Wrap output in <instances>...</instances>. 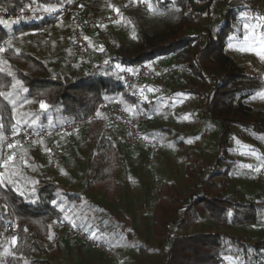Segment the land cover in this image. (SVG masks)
Listing matches in <instances>:
<instances>
[{
    "label": "trees",
    "instance_id": "trees-1",
    "mask_svg": "<svg viewBox=\"0 0 264 264\" xmlns=\"http://www.w3.org/2000/svg\"><path fill=\"white\" fill-rule=\"evenodd\" d=\"M115 1L88 0L86 12L103 14ZM194 1L201 5L208 0ZM65 2L36 0L35 4L58 9ZM26 3L0 0V8L14 11ZM158 7L181 11L176 19L167 20L165 32H140L133 43H119L110 56L100 50V34L87 32L91 49L82 57L72 45L69 21L26 35L21 30L39 26L41 20L0 23V144L18 124L40 127L89 119L73 133L54 137L68 149L56 165L33 144L11 149V159L0 172V264H117L108 253L78 240L48 244L61 230L57 217L115 245L123 264H260L264 259V180L256 178V169L264 166V148L256 146L259 156L250 164L228 161L220 151L221 143L235 135L234 128L241 140L244 131L257 143L264 140V113L255 114L246 102L260 88L261 76L247 72L227 51L239 29L240 15L264 14V0H213L203 11L192 0H159ZM170 50H181L180 57L188 60L197 78L179 89L209 107L212 117L206 119L207 125L218 122L220 141L214 144L216 152L206 153L205 158L199 156L204 154L200 147L188 144L181 131L170 126L174 124L170 105L161 108L159 100L129 93L113 65L118 59L136 69ZM105 100L125 104L133 116L143 115L139 128L160 141V154L165 146L161 140L174 144L170 136L177 135L176 142L184 144L183 152H176L178 159H164L159 176L143 147L124 143L116 155L113 123L102 124L101 112L98 119H90ZM88 148L90 161L83 166V151ZM125 155L134 160L132 168L137 171L136 203L148 208L140 211L141 229H136L134 218L129 223L122 209L114 206L122 185L117 170L122 167L112 160ZM82 181L86 188L104 190L106 199L111 195V203L89 200L82 192ZM12 216L18 218L13 247L5 228Z\"/></svg>",
    "mask_w": 264,
    "mask_h": 264
},
{
    "label": "built area",
    "instance_id": "built-area-1",
    "mask_svg": "<svg viewBox=\"0 0 264 264\" xmlns=\"http://www.w3.org/2000/svg\"><path fill=\"white\" fill-rule=\"evenodd\" d=\"M36 0H27V3L18 9L11 11L6 8H0V21L9 23L22 22L32 18L41 20L39 26L32 28H23L22 35L30 31H47L50 28L58 27L69 21V34L72 39L73 47L84 57L91 49V43L87 32L99 33L102 36L101 45L104 52L115 51L119 48L117 29L114 27L121 21L124 13L117 9L96 14L95 12H86V2L88 0H66V2L53 11H45L38 8ZM159 0H153V9L149 10V0H127L128 9H137L143 13L154 14V16H163L166 12L160 11L158 7ZM152 6V4H151ZM127 9V11H128ZM181 50H170L157 54L148 60L142 62L136 69H131L122 65L118 59L113 60L114 68L121 78L126 90L137 98L142 96L148 90L167 93L170 88L176 86V79L183 76L187 70V60L182 59ZM191 72V71H190ZM192 73V72H191ZM186 96L182 97V103L188 102ZM99 112L92 114L90 119L96 120L100 112L104 113L101 118L102 124L113 123L119 138L127 146L143 147L150 152L149 164L155 165L156 155L162 150V144L155 138H150L141 132L139 125L143 121V115L133 116L125 104L121 102L102 101L99 106ZM212 117L207 105L202 107L201 113L194 114V124L200 131L199 138L206 142L210 136L209 125L205 123L207 118ZM89 119H72L62 124L53 126L33 127L29 124H18L8 133H6L0 144V172H3L5 161L10 156L11 149L16 145L33 144L41 152L42 157L52 165H56L58 158L67 154V145L65 143L57 144L54 137L62 134H71L87 124ZM12 145V147H9ZM256 178L264 180V166L256 169ZM61 230L55 237L48 240V244L55 245L60 239L78 240L90 248L108 253L110 256L114 253V247L94 236L91 232L62 218H55ZM18 218L10 217L5 222L6 232L13 247L16 243L18 232ZM260 264H264V259Z\"/></svg>",
    "mask_w": 264,
    "mask_h": 264
},
{
    "label": "rangeland",
    "instance_id": "rangeland-1",
    "mask_svg": "<svg viewBox=\"0 0 264 264\" xmlns=\"http://www.w3.org/2000/svg\"><path fill=\"white\" fill-rule=\"evenodd\" d=\"M150 2L153 9V1L150 0ZM128 8L129 3H127V0H116L111 3V6L107 11L109 12L114 9H119L124 13L121 21L114 27L118 30L116 36L119 43H133L140 32H149L151 34L160 31L165 32L167 22H169L171 18L176 19L178 12L181 11V8L175 9V12L173 9H168L163 16H154V14H147L137 9ZM240 16L239 29L231 38L227 46V51L247 72L256 73L261 76L260 88L249 96L246 99V102L253 107L255 114H262L264 113V96H261V94L264 93V55H261V53H264V14L246 11ZM241 31L244 33L243 35L240 34ZM98 40L100 43V50L102 48L101 51L103 54L110 56L112 51L110 50L108 51L109 53H105L104 47L101 45V42L103 41L101 34L99 35ZM187 67L186 73L176 79V86L170 88L167 93L148 90L142 96V99L150 100L151 102L159 100L161 108L165 105H170L171 110L169 113L171 118L174 119V124H170V126L179 129L188 144V141L191 140V144L200 147L204 154H201L200 152L199 156L205 158L206 153L214 154L216 152L214 144H218L220 141L219 130L216 126L218 122L215 120L212 123H209L210 136L206 142H202L199 138V131L194 124V114L197 111L198 113H201L203 105L200 106L198 100L191 94L188 95L182 93L179 89L181 84L182 86L193 84L197 80L195 74L189 69L188 60ZM184 96L189 100L185 104H181L182 97ZM164 124L169 123L165 122ZM192 132L195 133L192 134ZM234 134L235 135L230 139L221 143L220 151L228 158V161L231 159L234 160V162H237V164H244L245 162H249L250 164L257 160L259 156V147L264 148V140H259L260 142L257 143L258 141L254 137L246 134L245 131L242 134L243 140H241L239 139L238 128H234ZM176 137L177 135L170 136V139L173 140L174 144H167L168 142L166 139L161 140L165 146L161 154L159 153L157 155L158 157L156 156L157 158L154 165L155 171L159 176L162 173L163 160L167 159V157L170 159L172 158V160H177L178 157H176V152L179 150L183 152L184 144L177 143L175 140ZM257 145L259 146L258 148L256 147ZM133 151L138 150L135 149ZM69 165H71V163H69ZM139 205H141V203ZM139 209L142 213V211L147 210L148 208L142 204ZM137 225L139 226V223H137ZM112 246L114 247V253L111 257L116 260L117 264H123L122 260L117 256L116 246Z\"/></svg>",
    "mask_w": 264,
    "mask_h": 264
},
{
    "label": "crops",
    "instance_id": "crops-1",
    "mask_svg": "<svg viewBox=\"0 0 264 264\" xmlns=\"http://www.w3.org/2000/svg\"><path fill=\"white\" fill-rule=\"evenodd\" d=\"M116 139V143L117 145H114V150L116 149V155H119V153L121 152L120 149L123 148L125 146V144L123 143V141L119 138H116L114 135V140ZM119 139V140H118ZM83 140L82 139V147H83ZM85 152V153H84ZM89 148L87 150L83 151V155L84 158H82V165L85 166L88 164V162L90 161V159L88 158L89 156ZM82 155V156H83ZM112 162L115 165H118L119 167L121 166L122 168L117 170V175L116 177L118 178V181L120 182V188L117 190L118 195H120L119 201L114 203V206L119 207L122 209L121 214L124 216L123 218H126V220L130 223H132V221H130V218H134L133 219V224L136 225V229H141L142 228V223L141 220L139 219V214H140V205L137 202V199L139 197V188L134 185V180L138 178V176L136 175L137 171L135 169H133L132 167H134V160H132L129 156L123 157V158H116L113 159ZM91 175V174H90ZM90 175L88 177H90ZM86 186L84 184V182L82 181V192L83 194L89 198V200H103L105 199L106 203H111L110 200L112 199H108L111 197V195L108 196V198H105V194L106 192L100 191L98 188L93 189L91 186H89L88 188L84 187ZM140 187V186H139ZM125 204L129 205L130 207L128 210H123L125 206ZM138 204V205H137ZM137 223H139V226L137 225ZM138 226V227H137ZM89 227V225H88Z\"/></svg>",
    "mask_w": 264,
    "mask_h": 264
},
{
    "label": "snow or ice",
    "instance_id": "snow-or-ice-1",
    "mask_svg": "<svg viewBox=\"0 0 264 264\" xmlns=\"http://www.w3.org/2000/svg\"><path fill=\"white\" fill-rule=\"evenodd\" d=\"M148 6H149V10H151L152 6H151L150 3H149ZM44 10H45V11H53L54 9H52V8H45ZM116 11H117V13L119 12L118 9H117ZM0 23H3V21H0ZM101 50H102V48H101ZM0 51H3V49H0ZM261 55H264V53H261ZM261 96H264V93H262ZM41 107H42V108H43V107H46V105H44V104L42 103V104H41ZM188 142L191 143L192 141L189 140ZM9 147H12V145H9ZM9 159H11V157H9ZM5 164H7V161H5Z\"/></svg>",
    "mask_w": 264,
    "mask_h": 264
},
{
    "label": "water",
    "instance_id": "water-1",
    "mask_svg": "<svg viewBox=\"0 0 264 264\" xmlns=\"http://www.w3.org/2000/svg\"><path fill=\"white\" fill-rule=\"evenodd\" d=\"M212 1L213 0H208L205 4L199 5V4H196V2L194 0H192V3L196 7L197 10L203 11V10L207 9L210 6Z\"/></svg>",
    "mask_w": 264,
    "mask_h": 264
}]
</instances>
